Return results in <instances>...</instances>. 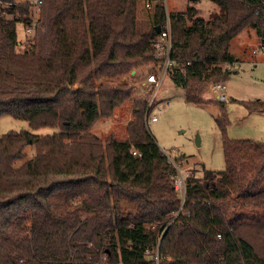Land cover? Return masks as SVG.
<instances>
[{"label":"trees","instance_id":"1","mask_svg":"<svg viewBox=\"0 0 264 264\" xmlns=\"http://www.w3.org/2000/svg\"><path fill=\"white\" fill-rule=\"evenodd\" d=\"M0 1L12 3L0 13V115L58 129L0 134V264H264V142L228 138L223 104L215 121L225 167L187 176L182 205L145 101L133 107L125 139L90 132L131 94L93 80L154 60L163 0H42L44 55L36 41L20 50L17 38L34 4ZM138 1L149 3L144 25ZM212 1L220 12L208 19L193 6L168 14L178 61L170 78L195 103L200 83L230 72L222 64L234 62L229 43L243 28L264 44V0ZM246 107L264 113V101ZM27 145L34 155L15 166Z\"/></svg>","mask_w":264,"mask_h":264},{"label":"rangeland","instance_id":"2","mask_svg":"<svg viewBox=\"0 0 264 264\" xmlns=\"http://www.w3.org/2000/svg\"><path fill=\"white\" fill-rule=\"evenodd\" d=\"M16 2H34V0H16ZM162 3L167 14L184 11L187 6L195 7L196 15L204 19L220 12V7L212 0H166ZM149 9L150 7L144 2H136V17L141 25L145 24ZM31 11L33 22L30 24V32L26 31L23 22L16 24L17 38L22 45L20 50L28 48L33 41H36L39 53L44 55L48 51L47 35L44 25L36 22L39 7L34 4ZM246 32L248 33L245 34ZM236 36L230 40L229 50L233 56L234 54L238 56V60H234L230 65V72L225 79L218 81L223 84L222 92L226 96V101H219L215 97L212 85L217 82L199 84V97L202 103L188 101L184 97V90L175 86L170 76L164 77L156 96L160 103L168 101L169 105L158 115L156 121L148 123V131L168 158L180 166V171L184 175L201 177L204 169L213 171L224 169L223 133L215 121V117L220 114L222 104L228 120L224 134L228 138L264 142V113L250 111L246 107L249 102L264 101V50L258 47L262 41L250 26L243 28L239 36ZM151 65L152 61L144 62L114 78L100 77L93 80L94 86L104 82L127 87L131 90V94L112 110L110 116L99 115L90 127L91 133L102 140L110 134L119 140L126 138V125L133 118L132 109L147 96L148 89L144 85V80ZM222 65L224 68V64ZM85 85H75V87ZM20 130H28L40 136L58 131L54 127L31 128L25 120L14 118L9 114L0 115V134ZM34 153L33 146H25L23 157L16 160L14 165H21Z\"/></svg>","mask_w":264,"mask_h":264},{"label":"built area","instance_id":"3","mask_svg":"<svg viewBox=\"0 0 264 264\" xmlns=\"http://www.w3.org/2000/svg\"><path fill=\"white\" fill-rule=\"evenodd\" d=\"M166 1V0H163ZM36 4L38 7L41 5L42 0H34L32 2ZM12 5V3L2 2L0 1V13H3V8ZM145 5L149 7V3L146 2ZM17 17V15H16ZM26 31H31V26H26ZM171 25L168 14L166 13V18L164 24L160 27L159 33L152 39V46L154 49V60L152 61V65L150 70L145 75L144 85L148 89L147 96L144 99L145 111H144V120L146 125L149 122H154L157 120L158 115L163 112L164 108L169 105L168 101L159 102L156 99V96L161 88L162 81L165 76H171L173 73L174 67L178 65L177 59H175L171 54ZM264 50V44L260 47ZM230 65L228 63L224 64V70L230 71ZM222 82H217L212 85V89L215 92V97L219 101H226V96L222 92L223 90ZM159 103V104H158ZM135 154V151L132 152ZM169 161L175 166L177 173L174 177V188L180 198L181 205L184 201L185 196V179L189 174H182L180 171V166L170 158ZM156 260L158 259L157 254L154 257Z\"/></svg>","mask_w":264,"mask_h":264},{"label":"crops","instance_id":"4","mask_svg":"<svg viewBox=\"0 0 264 264\" xmlns=\"http://www.w3.org/2000/svg\"><path fill=\"white\" fill-rule=\"evenodd\" d=\"M240 33H241V31L237 34V36H239ZM247 33H248V32H246L245 34H247ZM237 36H236V37H237ZM244 36H245V35H244ZM236 37H235V38H236ZM261 45H263V44H262V43L259 44L258 47L260 48ZM229 52H230V50H229ZM230 53H231V52H230ZM231 54H232V53H231ZM232 55H233V54H232ZM234 57H235V60H238V56H236V55L234 54Z\"/></svg>","mask_w":264,"mask_h":264},{"label":"water","instance_id":"5","mask_svg":"<svg viewBox=\"0 0 264 264\" xmlns=\"http://www.w3.org/2000/svg\"><path fill=\"white\" fill-rule=\"evenodd\" d=\"M159 31H160V27H157L156 33H159Z\"/></svg>","mask_w":264,"mask_h":264}]
</instances>
